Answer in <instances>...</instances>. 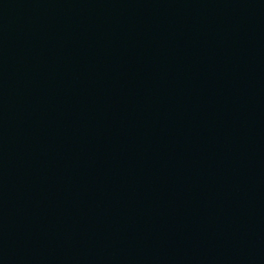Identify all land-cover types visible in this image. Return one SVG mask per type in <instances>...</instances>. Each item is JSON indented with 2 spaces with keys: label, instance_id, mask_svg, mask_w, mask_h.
<instances>
[{
  "label": "water",
  "instance_id": "obj_1",
  "mask_svg": "<svg viewBox=\"0 0 264 264\" xmlns=\"http://www.w3.org/2000/svg\"><path fill=\"white\" fill-rule=\"evenodd\" d=\"M0 264H264V0H0Z\"/></svg>",
  "mask_w": 264,
  "mask_h": 264
}]
</instances>
